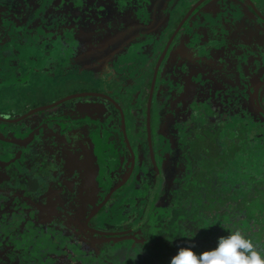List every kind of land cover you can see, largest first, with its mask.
<instances>
[{"label":"flooded vegetation","instance_id":"1","mask_svg":"<svg viewBox=\"0 0 264 264\" xmlns=\"http://www.w3.org/2000/svg\"><path fill=\"white\" fill-rule=\"evenodd\" d=\"M122 12L120 10V13ZM188 12L189 10L185 16ZM194 15L195 13L190 18H193ZM260 21L264 23V21ZM187 22L189 23V21H186L185 24ZM184 25L175 36L170 48L172 46L178 47L188 27V25H185L187 26L185 28ZM183 28H185V31L179 37ZM62 30H66L65 34ZM49 31L56 33L57 40H63L64 36L68 34L66 27L60 23H56ZM154 31L155 29L145 35L146 37L142 39V42H145L149 35L153 36ZM220 33L221 37L224 38L233 37L234 35L243 38L242 42L252 46L248 49L250 55L255 54L252 50H256L258 38H262L261 34L254 32V30L249 32V36L247 32L246 34L239 33L238 30L226 31L224 29ZM51 34L49 35V40H51ZM69 39L71 40L72 38L69 36ZM154 43L147 45L148 50L150 46H154ZM219 43L221 42L219 41ZM135 44L138 43L133 40L128 46L121 43L117 49L115 48L112 53L108 54L106 47L97 48L96 53L92 57L84 59L78 56V60L80 62L93 63L92 68L99 70L100 67L95 64L99 57L113 58L107 61L105 64L106 68L104 66L103 71L109 70L110 73L117 75L115 84L111 81L108 84L105 81L101 83L104 87L106 83L111 87L115 85L116 88L120 85L124 89L125 85L122 82L126 83L130 70L138 62L136 58L121 60L117 56V52L120 49H124V53L137 55L142 50L138 47L139 45ZM260 45H258V48ZM164 50L159 53L160 55L155 61L149 96L155 71ZM169 50L167 53H169ZM203 51H205V48H203ZM238 51L240 50L235 48L233 44H226L214 53L216 58H220L217 60L219 65L223 67L230 59L239 60L237 57ZM149 53H152V49ZM167 53L157 76L158 82L161 71L162 78L165 79L166 83L161 85L157 94L156 83L154 100L157 95L159 108L157 117H154L152 106L151 129H149L148 123V102L145 112L147 118L146 116L144 117L143 111L139 116L140 119L138 118L139 120L132 125L128 121L122 104L114 98L115 96L111 92L95 90V86H99V82L93 77V72H91V76L87 81L78 77L72 83V86L77 88L78 80L83 81L86 87L88 82H91L93 89H76L69 93L57 94L59 87H55L53 94L55 93L56 96H51L48 102L44 98L49 97V95L44 96L40 91L37 97L43 100L39 104L36 102L24 105L27 103L25 102L19 104L22 107L13 108L12 105H17L14 100L15 97L11 95V90L16 87L13 86L14 83H20L21 77L19 76L21 74L24 78H27L26 69H31L32 74L42 67H39L36 63V67L26 68V66L18 65L16 69L13 56L10 54L7 56L4 52L0 53V62L4 65L0 69V75L17 76L2 81L6 85H3L0 89V190L3 191L0 195V205L3 206L2 211H4V213L0 212V216L2 215L0 225L8 233L5 236L6 240H4V243L9 240V245H19V248L33 251L34 246L26 247L25 244L19 243L20 240L21 243H24V237H15V234L22 235L19 232L20 230L13 226L14 218L18 217L31 219L37 230L47 231L52 229L57 237L60 234L64 235V233L66 236H69L70 232L74 233L70 236V240L77 245L82 243L81 246L85 250H93L91 248L104 246L106 241L118 237L119 241H123V248L118 254V256L122 257L123 264L129 263V260L133 261L134 257L135 259L137 256L144 257L149 253L148 249L158 242L155 238L159 233L161 220L158 218L157 215L159 214L156 211L159 210V207H167L171 202L177 201L175 197L174 199L171 197L180 193V191L182 192L181 189H185L188 185L190 171H193L189 167L190 159H193L195 153L192 150L193 143H195L192 138V131L197 126H200L197 125V120L200 122L206 121L207 123L209 117L211 126L218 124L221 119L224 123H231V126L236 123L246 124L247 122V125H256L252 122H264V86L260 90L258 100L256 93L257 87L264 82V72L259 76L253 77L254 79L257 78V87L254 88V95H248V89L251 86L244 89L243 97L250 96L249 101L253 99L254 112L249 111L248 100L243 101V98H241L242 102L237 99L231 105L225 104L224 99L214 94V90L209 86H201V83L194 85L189 81V84L181 89L180 98H178L179 102L174 108L175 111L169 115L168 106L171 105L169 103L172 102V95H168L170 96L168 97L166 94L167 80L165 74L166 65H172L173 59H170L172 54L167 58ZM231 55H236V57ZM73 59L74 57L70 60L73 61ZM186 61L187 55L184 58V63ZM182 67L177 69V74ZM121 69H126L124 75L121 74ZM148 69L150 74L146 76V83L152 72L149 66ZM85 71L87 70H80L79 73H84ZM230 71L233 75H236L234 74V69ZM137 73L138 70L131 72L130 79ZM112 79H114V76ZM250 79L252 80V77ZM131 83L130 80L127 82V84ZM9 85L13 87H9ZM190 89L194 92H200L204 97H212V101L217 107L216 109L213 106L215 112L208 116H204L201 113L202 110L196 112L195 107L197 106L193 103L192 96L188 95L186 97ZM129 90L135 93L133 102L137 97L141 99V90ZM16 91L24 90H13V94L15 93L16 95ZM86 92H94L95 94L93 96H82ZM232 92L235 93L238 90H232ZM174 94L177 95L176 92ZM65 99L68 100L64 101ZM101 100L104 102L101 103ZM82 101L89 105H83ZM67 102L68 104H65ZM162 105L165 106L164 109L161 108ZM44 107L48 108L43 109ZM170 109L172 111V108ZM162 111L167 113L165 117L161 116L160 112ZM242 115L246 117L240 120ZM141 119L143 120L141 121ZM138 124H141V126L137 128ZM154 126H157L161 133L170 131V133L172 132L175 135L172 136L171 144L165 143L157 148L154 142ZM141 128L144 129L142 135L138 133ZM177 132H183L184 137H180ZM224 135L233 143L234 138H230L228 134H225V130H223V137ZM146 138L149 146L148 152L144 150V145L145 143L147 144ZM150 138L153 142L154 158L151 152ZM133 139H136V143L139 142V145L133 142ZM128 141L132 149L128 145ZM177 144L179 145L178 151H182L183 154L177 151ZM144 151L146 153L145 156H143ZM239 153L246 158L250 154L246 155L242 149L237 152V155ZM176 156L179 159L186 158L188 170L186 175L181 174L177 170H172L168 165L169 161L177 159ZM12 177H15V181L10 184L11 181L9 180ZM16 184L19 186L14 187ZM22 185L25 188L19 191ZM179 187L180 189H178ZM3 199L6 201L3 202ZM182 201H184V206L191 205V200L187 203L183 199L177 202ZM56 207L60 209H55ZM42 213L49 216V222L48 220L46 221L47 224L42 222ZM7 218L11 219V222L6 223ZM86 240L89 242L85 243ZM72 251L73 249L69 248L67 253H73ZM0 256H3L6 260L10 257L5 252ZM15 259L17 258L12 260L15 261ZM18 259L21 263V257ZM11 264L15 263L12 262Z\"/></svg>","mask_w":264,"mask_h":264},{"label":"trees","instance_id":"2","mask_svg":"<svg viewBox=\"0 0 264 264\" xmlns=\"http://www.w3.org/2000/svg\"><path fill=\"white\" fill-rule=\"evenodd\" d=\"M31 1H36L40 6L36 9L33 8L34 5ZM240 1L246 4L252 13L257 14L248 0ZM252 1L260 10H264V0ZM43 2L45 3L42 4ZM157 2L161 8L167 4L164 0H112V11L108 13L112 19L108 21L110 22V27L109 24L108 27L114 29L118 25L117 30L123 34L122 42L118 43H113L106 38L108 32L104 34L100 30V21H96L92 16L93 11L98 10V0L97 4L90 3V0H0V7L5 6L11 12V15L21 20L26 26L32 25L38 28L43 33L42 38L49 39V35L52 33L49 30L56 23H60L66 27L70 38L78 41L80 44L79 50H86L89 42L92 41V45L94 48L96 47V51L97 48L108 47L107 50H111L110 52H112L121 43L128 46L135 35L141 30H143L141 33L143 32L147 35L156 29L149 10ZM192 6V1H189L183 8L175 11L176 16L170 23L171 28L168 30L162 44L158 47L159 53L166 48L169 39L184 18L186 12ZM204 6L203 4L200 8ZM119 9L123 12L120 13ZM136 12L141 18L148 16L150 21L148 24L144 22L141 29H137L130 34L127 27L130 26L131 16L135 15ZM258 18L264 21L259 16ZM185 25H188V22ZM185 28L180 32L179 37L184 33ZM37 38L40 41V38ZM174 50L175 46H172L169 53H167V58ZM154 66L155 64L150 68L152 72L148 82L135 86V91L137 89L142 91L141 99L139 98L135 104L133 102L135 93L129 90V88L123 90V86L119 85L116 88L115 85L111 87L106 83L104 87L99 82V86H95V90L111 92L122 104L128 121L133 125L135 121L140 119L141 112L144 111V117L146 116L147 118L145 112L149 97V87L154 74ZM20 76L23 77L22 74ZM77 82V89H93L91 82H88L89 87H86L81 80ZM163 83L166 82L162 78L160 71L156 94ZM188 95L192 96L193 103L197 106L195 107L196 112L202 110L201 113L204 116L213 114L215 108L217 109L212 101V97H204L200 92H194L191 89L188 90L186 97ZM50 99L51 96L44 98L46 102ZM214 99L218 102L216 98ZM158 105L156 95L152 112L154 117L158 115ZM144 120L146 119L144 118ZM209 120V117L207 123L206 121L200 122L197 120V125L200 126H197L192 131V138L195 140L192 150L195 153L193 159H190L191 162L189 164V167L193 171H190L191 174L186 188H182V192L180 191V193L171 197L172 199L175 197L177 201L183 199L186 203L191 200V205L184 206V201L177 202L173 200L177 204L171 202L167 208L164 206L159 207L158 211L160 212H158L159 215L157 216L161 220L160 230H158L159 233L155 238L158 242L148 249L149 253L144 257L137 256L136 259L134 257L133 261L129 260V263L124 264H170L171 258L177 252V246H185L191 243L196 246L195 250L197 252L207 251L216 246L217 239L220 236L228 235L233 230H240L245 233L257 243L259 248L264 250V122L250 121L256 125H247L246 122V124L236 123L234 126H231V123H224L221 119L218 123L219 125L211 126ZM140 126L141 124H138L136 127ZM153 129L154 142L157 148L163 146L165 143L171 144L172 136H175L172 132L161 133L157 126H154ZM223 130H225V134H228L230 138H234L233 143H231L226 135L223 137ZM143 132L144 129L142 128L138 131L140 135ZM177 134L182 138L184 137L183 132H177ZM133 142L136 143V139H133ZM136 144L139 145V142ZM178 147L179 145L177 144V151ZM251 147L254 150L250 149ZM147 149L149 150L148 142L144 145V150ZM241 149L245 151L246 155L253 151L255 154L253 157H245L241 167H238V165L235 167L233 159ZM178 152L183 154L182 151ZM145 154L144 151L143 156ZM242 160L243 157L240 156L238 163H242ZM234 169L237 170L235 171ZM221 174L223 176L219 177ZM213 176H217V178L215 177L212 180ZM228 179L231 185L225 187L224 183ZM9 181L12 184L15 181V177H12ZM24 188L22 185L19 191H22ZM2 193L3 191L0 190V195ZM2 201L5 202L6 200L3 199ZM2 208L3 206L0 205V212L4 213ZM13 226L19 229V232L24 237V243H21V240L19 243L25 244L26 247L34 246L33 251L19 248V245H9V240L4 243V240H6L5 236L8 233L0 225V255L5 252L11 258H15L16 256L21 257L20 264H123L121 258L118 257L120 250L123 248V241H119L118 237L106 241L104 246L91 248L93 250H85L81 245H77L74 241L70 240L71 237L66 236L64 232V235L60 234L57 237L54 235L52 229L47 231L37 230L31 219L15 217ZM195 226H200L201 229H197ZM29 229L30 231H28ZM188 231H196L197 233L192 240L186 238ZM88 242L86 240L85 243ZM69 246L73 249V253H67ZM12 262L14 260L8 261L3 256H0V264H11Z\"/></svg>","mask_w":264,"mask_h":264},{"label":"rangeland","instance_id":"3","mask_svg":"<svg viewBox=\"0 0 264 264\" xmlns=\"http://www.w3.org/2000/svg\"><path fill=\"white\" fill-rule=\"evenodd\" d=\"M164 1L167 3L163 5L165 8H161L157 2L149 10L150 17L153 23H155L154 26L156 27L154 35H149V37L147 36L148 38L145 39V42H142V39L146 36L143 32L141 33V31H143L141 30L135 35L133 39L134 42L138 43L135 45H139L138 47L142 50L141 53L139 52L140 54L137 53V55L133 53L131 55L129 53H124V49H120V51L117 52V56L121 58V60H127V58H136V61L138 62L134 64L133 68L130 70L126 83L122 82L125 85L123 90L127 88L135 89L136 85L140 86L146 83V76H149L150 74L148 66L149 68H151L158 58V47L160 46V44H162L166 37V34L168 33V30L171 28L170 23L176 16L175 11H177L179 8H183L189 1H192L193 5H195V3H197L199 0ZM31 3L34 5L33 8L35 9L40 6V4H38L36 1H31ZM44 3L45 2H43L42 4ZM204 5L205 6L198 11V17L193 19L194 21H192L189 28L186 29V32L184 33L185 35L180 40L178 47L175 46V50L170 56V59H173L172 65H166L165 76L167 85L165 91L167 96L172 95V102L169 103L171 105L168 106V113H170L169 115H171L173 114L172 112L175 111L174 108L177 105V102H179L178 98H180L181 89L184 86H187L189 84V81L194 85L201 83V86H209L214 90V94L219 95L222 99H224L225 104L231 105L235 102V100H241V98H243V101L248 100L247 102L250 109L249 111L254 112L255 107L253 104V99L249 101L250 96L243 97V94L244 89L250 86L251 87L248 89V95H252L253 92L255 93L254 88L257 87V78H253L256 77L254 72L256 71V73H260L264 70L263 23L260 21L258 16L252 13L249 8H247L246 4L242 3V1L240 0H207ZM261 12L264 16V10H261ZM172 14L173 16H171ZM96 21L98 20L96 19ZM149 21L150 18L148 16H144L143 18H141L137 15L136 12L135 15L131 16L130 26H128L127 29L131 34L133 33V31L141 29L144 22L148 24ZM108 24L110 27V22H108ZM108 24L107 28H109ZM107 28L100 26V30L103 31L104 34L107 33ZM251 28H253L254 32L261 34L260 36L262 37L258 38L257 40L256 50L251 49L256 53L253 54L256 55V58L251 59L253 55H248L239 60L230 59L229 62L223 67H221V65L219 66V61L213 53L220 50L221 46H224L226 44H233L235 38L236 40H243V38H237V36L235 35L228 38L221 37L220 31L224 29H226V31L238 30L239 33L246 34L247 32L249 36ZM114 29L117 28L114 27ZM63 32L65 34L66 30H64ZM42 35L43 33H41L38 28L32 25L26 26V24L21 20H18L15 16L11 15V12L5 6L0 7V53L4 52L7 56L9 54L12 55L14 58V63L16 64L14 66L16 69L18 68V65L30 68L35 66L36 63L39 67H42L32 74L31 69H26L25 72L27 74V78L19 76L22 79L20 83H14L13 86L16 87L9 85V87H13V89L11 90V95L15 97L14 100L17 104L15 106L12 105L13 108L22 107L19 106L20 103L27 102L24 104L26 105L39 102L41 99L37 97V94L40 91L43 92L44 96H56L55 93L53 94V90L55 89V87H59L57 89V94H61L64 91L69 90L74 80L78 79V77L82 78L84 81H87L91 76V72L94 73L93 77L96 78L97 82L105 81L108 84L109 81H111L112 83L116 81V74L110 73L109 70L103 71V68L107 61L113 58L99 57V59H97V62H95V64L100 67L99 70H95L92 68L93 63H85L78 60V56L87 59L90 56L92 57V55L96 53V47H93L92 41L89 42L86 50H79L78 47L80 46V44L78 43V41H75L73 38L70 40L68 34L64 36L63 40H57L56 33L51 34V40L42 38ZM37 37L40 38V41ZM219 41L221 43H219ZM152 42H155L154 46L149 45L150 49L148 50L147 45ZM258 45H260L262 48L259 49ZM242 46L246 49V44H241L240 46H238V48H241ZM203 48H205V51L201 52ZM151 49L152 53H149ZM110 51L111 50H106L107 54L112 53ZM258 53L261 54L258 55ZM186 55L187 61L184 63V58ZM231 56L236 57V55ZM73 57V61L70 60ZM110 65L112 67L111 62ZM3 66L4 65L0 62V69H2ZM181 66L183 67L177 74V69ZM221 68L224 70L223 72ZM232 69H234V74L236 75H233L231 73L230 70ZM80 70L87 71H85L84 73H79ZM135 70H138V73L134 74L130 79L131 72ZM120 72L122 75H124L126 73V69H121ZM113 76L114 79H112ZM14 77L17 76L0 75V89L3 85H6V83L2 81ZM250 77H252V80L250 79ZM129 80L130 83L132 82L131 84H127ZM22 89L24 91H16L17 94H13V90L15 91ZM232 90H238V92L233 93ZM137 91H140V89H137ZM174 92H176L177 95L174 94ZM140 96L142 97V94ZM138 99L139 97L135 99L134 104L137 103ZM102 102L104 101L101 100V103ZM81 103L83 105H89L85 104L84 101H82ZM65 104H68V102ZM161 108L164 109L165 106L162 105ZM170 108H172V111ZM160 113L162 117H165V115L167 114L163 111ZM245 117L244 115H242L240 117V120L245 119ZM250 149L254 150L253 147H251ZM254 154L255 152L253 151L248 155V157H253ZM239 156L243 157L242 163H240L241 160L238 163ZM176 158L177 159L175 160L169 161L168 165L172 170H177L181 174L186 175V171H188L186 158L184 157V159H179L177 156ZM244 160L245 156L243 154H236L235 158L233 159L234 166L236 167L238 165V167H241L244 163ZM222 176L223 174L219 175V177ZM215 177L217 178V176ZM215 177L213 176L212 179H214ZM229 181L230 180L228 179L224 183L225 187H229L231 185ZM18 186L19 185L16 184V186L14 187ZM178 189H180V187ZM164 207L167 208L166 206ZM55 209L60 208L56 207ZM158 212L160 211L157 210L156 213ZM41 216L43 223H46L47 220L49 222V216H47L45 213H42ZM0 218H2V215L0 216ZM7 222H11V219L7 218L6 223ZM72 234L74 233L70 232L69 236H72ZM15 237L22 238L23 236L15 234ZM80 245H82V243H80ZM69 248H71V246H69L67 249ZM118 257L122 258L121 256ZM15 258L17 259H15L14 263L20 264V260L18 259L19 257L16 256ZM7 259L12 260L13 258L9 257Z\"/></svg>","mask_w":264,"mask_h":264},{"label":"clouds","instance_id":"4","mask_svg":"<svg viewBox=\"0 0 264 264\" xmlns=\"http://www.w3.org/2000/svg\"><path fill=\"white\" fill-rule=\"evenodd\" d=\"M196 234V231H188L186 238L192 240ZM195 247L191 243L177 246L170 264H264V250L240 230L220 236L216 246L207 251L197 252Z\"/></svg>","mask_w":264,"mask_h":264},{"label":"water","instance_id":"5","mask_svg":"<svg viewBox=\"0 0 264 264\" xmlns=\"http://www.w3.org/2000/svg\"><path fill=\"white\" fill-rule=\"evenodd\" d=\"M207 0H199L197 3H195V5L192 6V8L189 10L188 14L185 16V18L182 20V22L180 23L179 27L176 29L175 33H174V36L172 37L170 43L168 44V46L166 47V49L164 50V52L162 53V56L161 58L159 59V62H158V65H157V68H156V71H155V77H154V80H153V83H152V88H151V92H150V96H149V101H148V123H149V129H151V112H152V106H153V101H154V94H155V88H156V83H157V76H158V73H159V69L161 67V64L164 60V58L166 57V53L168 52L170 46H171V43L172 41L174 40L175 36L179 33V31L181 30V28L183 27V25L185 24L186 21H189L188 23V27L187 29L189 28L190 24L192 23V21H194L193 19H195L197 16H198V11L201 9L200 7L206 2ZM248 2L251 4L252 8L254 9V11L258 14V16L264 20V16L262 15V12L259 10V7L252 1V0H248ZM200 8V9H198ZM195 13V15L193 16V18H190L193 14ZM231 17V16H229ZM212 21V20H211ZM263 26H264V23H263ZM253 30V28H251V31ZM250 31V32H251ZM238 38V37H237ZM262 43H263V40H262ZM241 44H245L244 42L240 41V40H236L235 38V41L233 42V46L235 48H238V46H240ZM252 46L246 44V49L245 47H241V48H238V50H240L238 52L239 55H237V57L239 59L243 58V57H246L248 55H250L248 53V49H250ZM260 48H262L260 46ZM203 51V50H202ZM215 54V53H213ZM256 54V53H255ZM259 55V54H258ZM257 55V56H258ZM216 56V54H215ZM256 58V55H253V57H251V59H254ZM217 59H220V58H217ZM220 66V65H219ZM264 66V65H263ZM222 69V68H221ZM264 69V68H263ZM259 72V71H258ZM264 72V70L260 73H256V71L254 72L255 73V76H259L260 74H262ZM264 86V82H262L258 87H257V90H256V93H257V100H258V97H259V94H260V90L261 88ZM87 93V94H86ZM84 95L82 96H93L95 93L94 92H86ZM68 99H65L64 101H67ZM48 107H51V106H48ZM48 107H44L43 109H47ZM123 110V108H122ZM128 145L130 146V142L128 141ZM150 147H151V152H152V156L154 158V148H153V142H152V139L150 138ZM131 148V146H130ZM132 149V148H131ZM133 152V151H132Z\"/></svg>","mask_w":264,"mask_h":264},{"label":"snow or ice","instance_id":"6","mask_svg":"<svg viewBox=\"0 0 264 264\" xmlns=\"http://www.w3.org/2000/svg\"><path fill=\"white\" fill-rule=\"evenodd\" d=\"M90 3L97 4V0H90ZM105 9H107V11H105ZM111 11L112 0H98V10L93 11L92 16L100 21L101 26L107 28L108 21L112 19V17L108 15ZM101 17H103V19H101ZM117 29L107 28L108 35L106 38L113 43L122 42L123 40V34Z\"/></svg>","mask_w":264,"mask_h":264},{"label":"crops","instance_id":"7","mask_svg":"<svg viewBox=\"0 0 264 264\" xmlns=\"http://www.w3.org/2000/svg\"><path fill=\"white\" fill-rule=\"evenodd\" d=\"M76 89V86H71L69 90H66L63 93H69L70 91H75Z\"/></svg>","mask_w":264,"mask_h":264}]
</instances>
